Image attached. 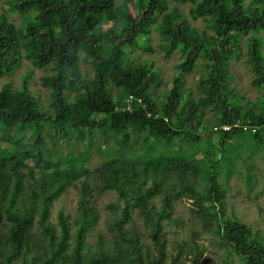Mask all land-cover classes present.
Segmentation results:
<instances>
[{
    "label": "trees",
    "instance_id": "obj_1",
    "mask_svg": "<svg viewBox=\"0 0 264 264\" xmlns=\"http://www.w3.org/2000/svg\"><path fill=\"white\" fill-rule=\"evenodd\" d=\"M263 32L264 0H0V79L23 61L49 74L43 102L33 74L0 86V264H264V223L223 210L264 147ZM152 34L164 57L179 53L170 82L143 45ZM241 56L254 101L232 85ZM72 191L73 212L52 220ZM181 202L194 223L170 250Z\"/></svg>",
    "mask_w": 264,
    "mask_h": 264
},
{
    "label": "rangeland",
    "instance_id": "obj_2",
    "mask_svg": "<svg viewBox=\"0 0 264 264\" xmlns=\"http://www.w3.org/2000/svg\"><path fill=\"white\" fill-rule=\"evenodd\" d=\"M179 9L186 15L190 26L195 27L199 30H204L205 24L201 20H191L188 14L187 5H178ZM209 32V31H208ZM264 35V32L262 33ZM150 42L143 41V45L148 46V44L155 50V54L151 55L149 60L153 62L157 69L158 76L161 80L166 83L170 82L172 77L178 75L177 64L179 63V53L174 52L169 57H164L163 53L157 48L159 40L156 35H150ZM134 53V52H133ZM132 53V55H133ZM146 55L143 53L141 55V60L146 59ZM80 71L87 76L92 75V68L88 64H84L80 61ZM33 74L34 79L31 82V90L40 96L43 102L46 96V92L42 87L41 79L48 74L46 70L36 69L32 67L29 61H23L21 67L16 70L11 76L4 77L0 79V86L2 84L11 83L13 87H17L22 77L25 74ZM230 75L232 80V85L238 93H240L245 99L256 100L259 97V92L257 89L251 86V75L247 66L244 64V57L241 56L239 59H233L231 61ZM196 75H185L184 76V88L192 90L194 95L196 92ZM212 120V116L208 114L207 116ZM261 137L262 134H258L255 138ZM263 139V138H262ZM242 146L236 147L239 151ZM256 158L250 159V162L255 166L254 170H250L251 175L250 181L246 176V172L239 167L238 174H235L229 181V188L224 201L223 210L226 214H233L241 221H244L251 225L254 229L262 231L264 223V210H259V208L264 207V147L259 148ZM246 153V152H245ZM100 160L96 155H93L92 159L86 165L87 168L93 169L97 167ZM114 199V195L108 193L101 197L99 202V208L103 212V208L106 204L110 203ZM76 195L72 191L69 196L61 197L52 208L51 219L55 221V217L58 211L62 210L65 213H72L75 208ZM173 218L178 221L181 228L177 229L174 227H167L165 230V236L167 237V242L169 243V249L177 241H182L188 236V229L192 227L193 220L192 215L189 211V206L187 203H176L174 206ZM195 225V224H194ZM174 243V244H173ZM207 253H205L206 255ZM202 257V259L205 257ZM213 258L212 255H210Z\"/></svg>",
    "mask_w": 264,
    "mask_h": 264
},
{
    "label": "built area",
    "instance_id": "obj_3",
    "mask_svg": "<svg viewBox=\"0 0 264 264\" xmlns=\"http://www.w3.org/2000/svg\"><path fill=\"white\" fill-rule=\"evenodd\" d=\"M223 129H224V130H227L228 128L224 127Z\"/></svg>",
    "mask_w": 264,
    "mask_h": 264
}]
</instances>
